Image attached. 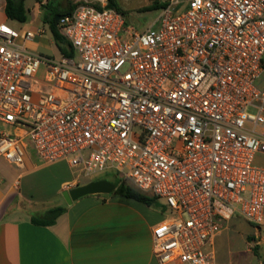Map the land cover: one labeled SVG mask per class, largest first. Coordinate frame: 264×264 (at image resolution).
Here are the masks:
<instances>
[{
  "label": "built area",
  "instance_id": "built-area-1",
  "mask_svg": "<svg viewBox=\"0 0 264 264\" xmlns=\"http://www.w3.org/2000/svg\"><path fill=\"white\" fill-rule=\"evenodd\" d=\"M78 2L59 60L26 47L45 28L0 25V158L116 173L164 202L159 264H216L226 222L264 223V0H168L143 32Z\"/></svg>",
  "mask_w": 264,
  "mask_h": 264
},
{
  "label": "crops",
  "instance_id": "crops-1",
  "mask_svg": "<svg viewBox=\"0 0 264 264\" xmlns=\"http://www.w3.org/2000/svg\"><path fill=\"white\" fill-rule=\"evenodd\" d=\"M5 8L6 0H0V25L11 21ZM37 15L42 16L39 3ZM40 39L28 42V50L39 54ZM43 166L33 152L23 167L0 158V264H159L154 231L168 212L158 201L149 206L122 196L89 195L65 206L55 224L33 223V216L52 208L30 190V173ZM73 176L61 190L75 186ZM232 220L210 247L215 263L264 264L263 227L248 236L246 250L236 253L231 250Z\"/></svg>",
  "mask_w": 264,
  "mask_h": 264
},
{
  "label": "rangeland",
  "instance_id": "rangeland-1",
  "mask_svg": "<svg viewBox=\"0 0 264 264\" xmlns=\"http://www.w3.org/2000/svg\"><path fill=\"white\" fill-rule=\"evenodd\" d=\"M43 0H25V5L28 10V21L26 23H19L17 21H10L8 25L17 31H23L28 28H45L46 33L43 35L41 47L38 51L39 54L52 57L59 60L62 56L60 53L53 34L48 24H45L43 18L47 12L46 5L42 4ZM75 1V0H73ZM108 2V0H106ZM119 7L126 12L128 21L133 24L139 31L148 29L157 19L160 14V8L151 9L148 6H153L168 0H116ZM52 6L61 11L69 6L70 0H49ZM38 3L42 10V16L37 15ZM40 3L42 5H40ZM153 8V7H152ZM7 128L0 123V131H5ZM259 164L261 163L258 159ZM29 179L31 180L30 190L35 199L45 200V204L49 207L54 206H67L68 203L63 195L64 190H61V183L65 180H72L74 178L73 170L70 168L66 161H61L55 164L43 166L40 169L34 170L30 173ZM82 184L88 183V178H81ZM75 187V186H74ZM73 188V187H72ZM70 189V188H69ZM68 190V189H66ZM111 195V194H110ZM105 196V195H102ZM108 196V195H106ZM160 206L166 208L163 201H158ZM231 250L233 252H243L249 246L248 236L251 237L252 233L258 226L263 227L264 224H252L240 215H235L233 220ZM264 232V231H263ZM264 235V234H263ZM250 240V239H249Z\"/></svg>",
  "mask_w": 264,
  "mask_h": 264
},
{
  "label": "trees",
  "instance_id": "trees-1",
  "mask_svg": "<svg viewBox=\"0 0 264 264\" xmlns=\"http://www.w3.org/2000/svg\"><path fill=\"white\" fill-rule=\"evenodd\" d=\"M78 4H79L78 0L75 2H70L68 8L62 9L61 11L56 10L50 3L46 5L47 12L43 18V21L45 24L49 25L51 32L53 34V38L60 53L66 56H72L73 49L71 44L60 33L58 24H56L55 22V18L57 15H63L66 13L73 12ZM165 5L166 2H161L156 5L148 6V7H150L151 9H158V8L161 9ZM107 7L117 9L123 12L124 14H126V12L119 7L116 0H108ZM5 12L8 19L12 21H17L19 23H26L28 21V10L25 5V0H6ZM101 179H108L116 184L117 188L111 194L112 196H122L125 198L134 199L149 206L154 205L157 202V200L154 197L144 194L138 191L137 189L133 188L126 182H124L122 178L116 173H109ZM65 212H66V207L54 206L42 215L33 216L32 222L35 223L36 225L50 226L55 224L57 219ZM254 251L256 254H258L257 246L254 248Z\"/></svg>",
  "mask_w": 264,
  "mask_h": 264
},
{
  "label": "water",
  "instance_id": "water-1",
  "mask_svg": "<svg viewBox=\"0 0 264 264\" xmlns=\"http://www.w3.org/2000/svg\"><path fill=\"white\" fill-rule=\"evenodd\" d=\"M62 15H57L55 18L56 24L59 23ZM117 186L115 183L108 179H99L90 181L83 185L75 186L68 190H65L63 195L68 203L72 205L75 201L89 196V195H110L116 190Z\"/></svg>",
  "mask_w": 264,
  "mask_h": 264
}]
</instances>
